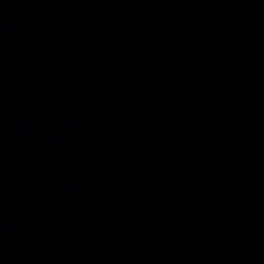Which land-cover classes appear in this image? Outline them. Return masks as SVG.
<instances>
[{
	"label": "water",
	"instance_id": "water-1",
	"mask_svg": "<svg viewBox=\"0 0 264 264\" xmlns=\"http://www.w3.org/2000/svg\"><path fill=\"white\" fill-rule=\"evenodd\" d=\"M0 264H264V0H0Z\"/></svg>",
	"mask_w": 264,
	"mask_h": 264
}]
</instances>
